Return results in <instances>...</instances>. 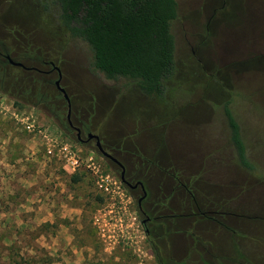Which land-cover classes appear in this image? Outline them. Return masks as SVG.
Masks as SVG:
<instances>
[{
    "label": "rangeland",
    "instance_id": "374dc122",
    "mask_svg": "<svg viewBox=\"0 0 264 264\" xmlns=\"http://www.w3.org/2000/svg\"><path fill=\"white\" fill-rule=\"evenodd\" d=\"M176 2V71L162 100L93 71L86 43L39 0H0V43L26 66L50 69L45 59L60 68L73 124L99 135L130 182L144 181V207L188 205L211 218H169L168 241L151 249L141 190L120 182L94 140H76L57 72L3 60L0 264H264V0ZM227 99L252 172L229 146Z\"/></svg>",
    "mask_w": 264,
    "mask_h": 264
},
{
    "label": "trees",
    "instance_id": "16d2710c",
    "mask_svg": "<svg viewBox=\"0 0 264 264\" xmlns=\"http://www.w3.org/2000/svg\"><path fill=\"white\" fill-rule=\"evenodd\" d=\"M55 17L66 35L86 43L91 69L109 80H125L148 98L162 100L176 71L172 23L178 16L176 0H39ZM0 60V68H4ZM230 101L222 113L228 129V143L237 164L254 170L241 127ZM73 181L80 175L73 173ZM211 218V216H209Z\"/></svg>",
    "mask_w": 264,
    "mask_h": 264
},
{
    "label": "flooded vegetation",
    "instance_id": "af4514ba",
    "mask_svg": "<svg viewBox=\"0 0 264 264\" xmlns=\"http://www.w3.org/2000/svg\"><path fill=\"white\" fill-rule=\"evenodd\" d=\"M5 54H9L8 50L6 48L3 47V45L0 43V60H5ZM10 55V54H9ZM4 58V59H3ZM52 60H45V59H41V63L44 64V65H49L50 66V69H42V68H38V67H35V66H27L28 68H24V69H27V70H34V71H37L39 73H43V74H50L51 72H53L55 70L54 68V62ZM25 65V64H24ZM20 67V66H19ZM23 68V67H22ZM55 81V80H54ZM53 81V83H54ZM48 82H51L50 80H48ZM61 85V84H60ZM57 89V88H56ZM58 90V89H57ZM60 95H62L63 99L65 100L64 96H63V93L58 90ZM66 101V100H65ZM71 103V102H70ZM66 106H67V110H66V114H65V119H66V123H67V126L70 128V130L74 131L75 133V137H76V140L79 141V142H87V141H90V140H94L95 141V138H90V139H87V134L89 132H91L88 128V126H84V128H81L79 126H76L73 124L72 120H71V112L69 114V117L67 116L68 114V103L66 101ZM52 115L59 119V120H62V117L61 115H58V114H54V112L52 111ZM62 129L63 126H62ZM85 133V138L83 137V134ZM93 133V132H92ZM96 134V133H95ZM100 138V137H99ZM101 141V139H100ZM101 145H102V141H101ZM97 148V147H96ZM102 148H103V145H102ZM104 149V148H103ZM98 150V149H97ZM105 150V149H104ZM99 151V150H98ZM106 151V150H105ZM100 152V151H99ZM108 152V151H107ZM101 153V152H100ZM110 153V152H108ZM111 154V153H110ZM112 155V154H111ZM115 157V156H114ZM109 159V158H108ZM112 161V160H111ZM114 162V161H113ZM121 162V161H120ZM115 163V162H114ZM122 163V162H121ZM121 170V167L115 163ZM123 164V163H122ZM124 165V164H123ZM125 167V165H124ZM126 175V167H125V173H124V176ZM119 177H120V172H119ZM179 178V177H178ZM125 179L127 181H129L126 176H125ZM140 179H136L135 182L139 181ZM143 182L144 184V187H145V190H146V196L141 200V206H142V209H139L138 205V214L140 216V224L142 226V229H143V233L145 235V238L147 240V242L149 243L151 249H155L159 246L158 244V240L161 238L160 236H162V239H164L165 241H168V238H169V227H170V222H168L167 220L169 218H176V217H185V216H196V218H193L194 220H197L199 219L200 217L202 216H207L204 212H202L201 214V211H199V208L196 209H193V208H190L188 205L185 206L186 210L185 211H181V212H177V211H174V206L170 203H167V204H161V205H156L155 208H151V209H148L146 207L143 206V201L146 199L147 195H148V190H147V187L144 183L143 180H140ZM121 182V181H120ZM130 182V181H129ZM134 182V183H135ZM132 183V182H130ZM124 184V183H122ZM133 184V183H132ZM126 187H128L129 189H132V190H135L139 187V189L141 190V195L143 194V191L140 187V185L138 184L136 187H131V186H128L126 184H124ZM140 195V196H141ZM139 196V197H140ZM138 197V198H139ZM137 198V200H138ZM137 203V201H136ZM184 207V206H183ZM181 207V208H183ZM183 210V209H181ZM209 212V211H207ZM200 213V214H199ZM209 217V215L207 216ZM188 231V230H187ZM186 231V232H187ZM185 232V233H186ZM196 232L192 231L190 233V235H192V238L195 237L193 236V234H195ZM197 238V237H196ZM196 238H194V240H196ZM194 240L192 241L194 243ZM160 243V242H159ZM200 243V242H199Z\"/></svg>",
    "mask_w": 264,
    "mask_h": 264
},
{
    "label": "water",
    "instance_id": "95a60500",
    "mask_svg": "<svg viewBox=\"0 0 264 264\" xmlns=\"http://www.w3.org/2000/svg\"><path fill=\"white\" fill-rule=\"evenodd\" d=\"M5 59H6V61L9 64H12V65H15V66H20V67H23V68H28L26 65H24V63L22 61L15 60L9 54H5ZM51 63H53V62H51ZM53 65H54L55 71L57 72V78L54 81V85H55V87L58 90H60L63 93V96H64L65 100L68 103V114H67V116L69 117V114L71 112L70 98H69L65 88L60 85L61 76H62L60 68L57 65H55V64H53ZM90 138H95V146L97 147V149L101 152V154L103 156H105V157L109 158L110 160L114 161L115 163H117L121 167V170H120V181H121V183H124V184H126L128 186H131V187H136L138 184L140 185V187H141V189L143 191V194L138 198L137 205H138L139 209H142L141 200L146 196V190H145L143 182L139 180V181H137V182L132 184L129 181H127L125 179V176H124V173H125L124 165L116 157H114L113 155H111L110 153H108L107 151H105L102 148L99 135L95 134V133H92V132H89L87 134V139H90Z\"/></svg>",
    "mask_w": 264,
    "mask_h": 264
},
{
    "label": "built area",
    "instance_id": "2783aa9c",
    "mask_svg": "<svg viewBox=\"0 0 264 264\" xmlns=\"http://www.w3.org/2000/svg\"><path fill=\"white\" fill-rule=\"evenodd\" d=\"M69 160L72 159V161L68 162L69 164H71L72 166L76 165L77 159H74L73 156H69L68 158ZM68 160V161H69Z\"/></svg>",
    "mask_w": 264,
    "mask_h": 264
},
{
    "label": "crops",
    "instance_id": "0c3cea01",
    "mask_svg": "<svg viewBox=\"0 0 264 264\" xmlns=\"http://www.w3.org/2000/svg\"><path fill=\"white\" fill-rule=\"evenodd\" d=\"M200 246H201V243H200Z\"/></svg>",
    "mask_w": 264,
    "mask_h": 264
}]
</instances>
